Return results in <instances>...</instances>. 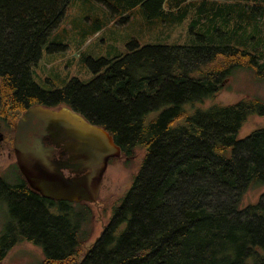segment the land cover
I'll list each match as a JSON object with an SVG mask.
<instances>
[{
	"label": "trees",
	"instance_id": "16d2710c",
	"mask_svg": "<svg viewBox=\"0 0 264 264\" xmlns=\"http://www.w3.org/2000/svg\"><path fill=\"white\" fill-rule=\"evenodd\" d=\"M72 1L0 0V101L14 113L68 105L107 130L127 160L142 149L141 169L82 256L89 208L80 213L62 207L70 203L54 205L25 180L8 184L0 174L12 218L0 235V261L30 240L42 246L41 264H264V191L243 206L250 189L264 187V128L237 137L250 114L264 113V102L198 106L237 70L264 74V0H115L117 7L130 6L124 20L140 5L163 22L182 20L189 5L197 6L199 17L213 14V32L193 45L135 41L125 55L91 60L90 82L73 78L44 90L33 68ZM234 19L229 36L218 22ZM248 27L251 34L241 37Z\"/></svg>",
	"mask_w": 264,
	"mask_h": 264
},
{
	"label": "rangeland",
	"instance_id": "374dc122",
	"mask_svg": "<svg viewBox=\"0 0 264 264\" xmlns=\"http://www.w3.org/2000/svg\"><path fill=\"white\" fill-rule=\"evenodd\" d=\"M104 1H72L61 23L52 31L46 45L44 44L42 56L33 68L34 81L42 89L53 91L62 88L66 82L73 78H78L84 83L90 82L96 76L90 64L91 60H109L119 55H125L130 52L129 44L135 41L141 46L193 45L199 42V36L208 38L211 36L208 33L213 32L209 22L213 14L206 12L201 18L196 12L197 6L189 5L182 20L172 21L170 16L169 22H163L159 18H148L145 8L140 5L133 10L128 19L124 20L125 13L130 11V6L117 7V0ZM168 7V4H165L163 9H168ZM169 14L166 13L163 16L167 17ZM178 15H181L180 12H177L175 16ZM234 21L235 19L226 25L219 21L218 25L224 32L229 33ZM259 22L257 21V24ZM263 27L261 24V28ZM221 28L220 30H222ZM251 29L249 28L248 33L241 31V37L251 34ZM215 35L220 36L218 32ZM229 36L224 35L223 38ZM250 39H247V42L254 46L256 39ZM232 42L239 48L244 47V44L240 42L233 40ZM53 44L58 45L61 49L56 52L50 51ZM104 68L102 67V69ZM253 98L264 102V74H258L249 69H240L229 77L223 88L213 98L206 99L203 104L199 103L198 106L207 109L213 104H236L242 100ZM188 107L192 111L191 107ZM49 108L74 111L65 104ZM79 115L89 121L84 115ZM259 128H264V113L254 112L242 124L237 137L243 139ZM6 153V150L0 151V171L3 173L4 182L15 183L12 181L8 169L5 168L9 167L11 162L15 163L16 160L15 158L9 160ZM143 157L142 149H137L135 156L128 160L122 154L114 157L105 170L99 197L95 203L73 202L68 204L70 206H62L80 213L86 208L90 210V219H86V222L84 221L81 226V231H87V241L82 240L85 243L80 246L81 256L87 253L90 246L100 236L111 219L114 209L131 188L134 177L141 169ZM20 178L22 179V175ZM263 191L264 187L250 189L244 196L243 206L256 203ZM10 221H12L11 206L3 196L0 198V235L6 230ZM44 259L45 254L41 245L30 240H23L13 246L7 256L0 261V264H41Z\"/></svg>",
	"mask_w": 264,
	"mask_h": 264
},
{
	"label": "water",
	"instance_id": "95a60500",
	"mask_svg": "<svg viewBox=\"0 0 264 264\" xmlns=\"http://www.w3.org/2000/svg\"><path fill=\"white\" fill-rule=\"evenodd\" d=\"M57 111L60 110L42 105L28 109V112L44 122L47 128L65 130L66 135L73 139L66 145L67 150L72 153L69 160L53 159V148L41 145L34 150L35 160L31 164L24 161L22 156H18V165L30 186L46 198L95 203L99 197L108 161L110 158L120 156L122 149L114 142L112 136L110 138L113 143H110V139L94 131L79 129L65 117L56 114ZM99 128L109 133L104 128ZM69 169L79 173L78 176H66L64 170Z\"/></svg>",
	"mask_w": 264,
	"mask_h": 264
},
{
	"label": "flooded vegetation",
	"instance_id": "af4514ba",
	"mask_svg": "<svg viewBox=\"0 0 264 264\" xmlns=\"http://www.w3.org/2000/svg\"><path fill=\"white\" fill-rule=\"evenodd\" d=\"M60 130L62 129L59 128L51 130L47 128L44 122L40 121L35 115L28 112V110L20 113H14L10 109H5L0 101V151L6 150L7 158L9 160L15 158L16 160L15 163L11 162L9 167L5 168L8 169L11 174L12 181H15V183L10 184H19V182L23 183L24 180L28 183L18 165L17 158L18 156H22L24 161L31 164L35 160L33 156L34 150L38 149L41 145L53 148V159L59 161L69 160L72 153L67 150L66 145L73 139L66 135L65 130H62V134L60 133ZM111 159L113 158L109 159L108 165ZM64 173L69 177H75L79 174L70 169L64 170ZM0 174L4 182V176L1 171ZM20 174L22 175V179L20 178ZM31 189L33 188L31 187ZM2 191L3 190H0V198L3 197L1 195ZM33 191L37 192L34 189ZM41 196L43 195L41 194ZM48 199L52 201L51 203L57 205H59V203H73L51 198Z\"/></svg>",
	"mask_w": 264,
	"mask_h": 264
},
{
	"label": "bare ground",
	"instance_id": "6f19581e",
	"mask_svg": "<svg viewBox=\"0 0 264 264\" xmlns=\"http://www.w3.org/2000/svg\"><path fill=\"white\" fill-rule=\"evenodd\" d=\"M56 114L65 117L66 119L74 123V125H76L79 129H83L84 131H94L95 133L110 139V143H113V140L110 138V133L103 132L101 128L90 125L78 113L70 111L69 109H62L60 111H57Z\"/></svg>",
	"mask_w": 264,
	"mask_h": 264
}]
</instances>
